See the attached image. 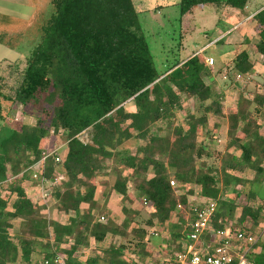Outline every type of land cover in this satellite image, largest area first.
I'll use <instances>...</instances> for the list:
<instances>
[{"label": "trees", "instance_id": "16d2710c", "mask_svg": "<svg viewBox=\"0 0 264 264\" xmlns=\"http://www.w3.org/2000/svg\"><path fill=\"white\" fill-rule=\"evenodd\" d=\"M253 1L262 2L253 19L260 26L254 48L264 66V0H179L167 21L179 25L193 9L211 5L223 4L231 11L244 12ZM50 2L53 14L27 56L17 87L11 95L0 91V99L11 107L20 106L24 116L35 119L33 125L19 128L6 125L8 117L0 103V190L9 194L7 199L0 196V264H12L17 254L24 264H139L150 254L145 238L155 224H171L170 235L179 242L178 247L187 238L190 229L185 219L192 214L187 195L192 194L188 189L194 185L200 197L216 204L212 218L215 230H225L241 207L236 223L242 226L241 232L253 234L260 223L262 206L254 208L249 201L264 197L249 190L243 204L238 201L240 193L227 200L224 190L243 182L228 177L230 182L223 187L217 180L218 173L229 166L239 172L249 167L255 174L251 187H264V135L259 122L264 118V82L263 93L257 91L251 99L240 92L235 111L226 116L232 135L226 148H234L239 155L232 157L230 164L219 163L218 171L199 161L196 151V127L207 129L209 113L216 118L224 116L220 97L208 84L212 81L210 72L197 57L171 64L177 48L164 46L167 54L162 69L155 66L140 22L141 11L149 13V8L139 0ZM174 40L178 42L172 36ZM253 72L246 49L227 70L228 75L241 77ZM181 96L191 99L202 115L188 116L187 132L174 128L175 139L163 137L160 129L151 128L161 122L171 126L174 111L182 107ZM127 101L133 104V112L125 110ZM53 134L64 137V158L56 153L46 156ZM130 140L137 141V155L122 149ZM39 164L43 169L35 175L42 187L56 186L55 181L62 178L52 194L57 211L70 216L66 224L42 216L26 194L23 183ZM107 168L112 169L113 183L110 187L105 182L96 185ZM126 170L129 175L124 174ZM168 179H174L178 187L173 189ZM130 181L142 204L150 209V219L134 229L135 237L129 239L122 228L100 222L106 208L98 206L112 192L132 205ZM182 189L186 192L178 195ZM83 204L86 209H81ZM94 211L99 213L97 217ZM122 211L129 212L126 208ZM141 212H134V217ZM173 219L174 224L170 223ZM248 221L252 225L244 228ZM108 234L121 243L105 245ZM91 239L95 251L83 262L80 255L89 250ZM258 247L260 252L248 254L247 259L264 264V244L257 242L252 249ZM126 251L137 260H126ZM168 264H172V257Z\"/></svg>", "mask_w": 264, "mask_h": 264}, {"label": "rangeland", "instance_id": "374dc122", "mask_svg": "<svg viewBox=\"0 0 264 264\" xmlns=\"http://www.w3.org/2000/svg\"><path fill=\"white\" fill-rule=\"evenodd\" d=\"M139 1H142L141 3L149 8V13L141 11L140 22L149 43L155 66L162 69V61L167 54L164 51V46L166 48H177L171 64L181 59L197 57L201 66H206V69L210 72L212 81L208 82V84L212 93L220 97L224 116L216 118L209 113L206 116L207 129H202L200 126L196 127L197 157L199 161L217 170L220 168L219 163L221 162L230 164V159L237 157L239 151L234 150V148H226L227 142H230L232 136L227 129L226 116L235 111L240 92H245L250 99L257 91L263 93L264 66H262V58L254 48L260 32V26L253 19L254 12L257 10L256 7L262 2L253 1L249 3L244 12L231 11L223 4L196 8L190 14L184 16L182 23L177 25L172 20V22H168L167 19L171 17L172 12L174 13L175 7L173 5L177 4L179 0ZM166 6L170 8H166ZM162 7L165 8L162 9ZM52 14L53 6L50 0H0V91L4 93L3 95H11L15 87H17L21 72L26 65L27 56L38 44L41 28L47 23ZM172 36L178 39V42L175 40L171 41ZM245 49L249 54L250 62L253 63L254 72L247 77L238 79L234 73L228 75L227 70L231 69L235 57ZM208 58L214 59L212 66L207 65L206 60ZM0 103L3 109L6 110L5 113L8 117L6 125L19 128L21 125H33L35 123V119L32 116H24L22 114L23 111L20 106L11 107V104L3 99H0ZM181 105V109L174 111L175 116L171 126H167L166 122H161L156 123L151 129L154 131L160 129L159 134L161 136L171 137L172 139H175L173 135L174 128L181 127L187 132L188 116L195 115L198 118L202 114L198 111L193 101L185 96H181ZM123 106L127 112L134 111V106L130 101L125 102ZM9 109H12L10 110L11 112H8ZM261 121L264 135V118L259 122ZM85 137L83 136V139ZM64 142V137L59 134H53L49 137V148H56L59 155H63L65 150ZM202 145L206 147V150L200 148L203 147ZM137 147V141L130 140L122 146V149L137 155ZM198 153L200 154L198 155ZM39 165L40 167L37 170L34 169L28 172V181H31L32 186L30 187L33 188L34 193V205L42 213L41 215L47 219H54L58 223L66 224L68 221L67 216L53 212L55 199L52 193H54V188L60 186L62 178L58 177L55 181L56 186L48 184L42 187L40 181L38 182L37 178H33V173L36 172L39 175V172L43 169L42 164ZM109 165L113 168V165ZM230 167L226 168L224 172L220 171L218 173L217 181L219 185L224 187L229 184L228 177L236 178L243 183L234 185L232 189L224 190L225 199H233L237 193H240L241 196L238 201L243 204V198L249 190L264 197V187L258 188L259 186L257 185L251 187L249 184L254 178V170L248 167L243 172H239L237 168L231 169ZM129 172L126 170L124 174L129 175ZM110 177L112 182L106 181L109 187L114 180L113 175ZM168 180L172 181L174 179ZM172 187L176 189L178 186L176 184ZM128 188L130 191L129 197L132 199L133 204H128L123 198H114L112 211L106 209L104 219L101 220L100 218V222L113 228H122L124 230L123 234L130 239L135 237L134 229L143 227L144 222L149 221L150 218L147 213L150 212V209L142 204L141 198L131 181L128 184ZM188 191L192 194L187 195V197L192 199V197L198 195L199 188L194 185ZM184 192H186V189L177 191L178 195ZM0 196L3 199L9 197L8 193L2 190H0ZM249 203L254 208L258 205L262 206L260 223L252 232L255 243L258 242L262 245L264 244V200L258 198V200H250ZM48 206H50L51 210L47 214L44 208ZM123 208L128 209L129 212L127 214L124 213L122 211ZM142 208L145 211L141 212ZM241 209L239 207L236 210L233 220L228 221L226 226L231 224L233 229H242V226L236 223L241 214ZM134 212H141V214L135 218ZM95 215L97 217L99 213L95 212ZM132 219H134V224ZM17 222H14L15 226L18 225ZM174 222L175 219L170 223L174 224ZM170 225L159 226L155 224L154 228L149 229V231L156 229L155 231L158 237L162 239V242L161 245L157 244L159 246V249L155 250L157 254L156 252L150 253L148 258L143 262H139V264H168L169 259L179 246V242L175 241L170 235L173 230ZM251 225V222L248 221L243 227L249 228ZM110 237L111 235L109 239ZM112 243L118 246L121 242L118 238L115 239L113 237ZM252 251V253H258L260 248L258 247ZM91 256L92 253L87 251L80 255V260L85 262ZM125 258L131 262L137 260L136 257L130 255H126ZM12 264L24 263L19 260V255L17 254Z\"/></svg>", "mask_w": 264, "mask_h": 264}, {"label": "built area", "instance_id": "2783aa9c", "mask_svg": "<svg viewBox=\"0 0 264 264\" xmlns=\"http://www.w3.org/2000/svg\"><path fill=\"white\" fill-rule=\"evenodd\" d=\"M208 66L214 64L213 58L206 60ZM54 152L46 156H51ZM59 162V158L55 159ZM33 178H37L36 175ZM177 183L170 181L171 186ZM178 186V185H177ZM192 214H188L185 225L190 229L187 238L181 242L180 247L172 256V264H254L247 259L252 253L255 238L240 229H233L232 225L225 230H215L212 226L216 204L211 199L195 195L188 197ZM146 206V204H143ZM178 206V210H180ZM101 220H103L101 218ZM157 236L156 232H152Z\"/></svg>", "mask_w": 264, "mask_h": 264}, {"label": "crops", "instance_id": "0c3cea01", "mask_svg": "<svg viewBox=\"0 0 264 264\" xmlns=\"http://www.w3.org/2000/svg\"><path fill=\"white\" fill-rule=\"evenodd\" d=\"M260 56V55H259ZM261 57V56H260ZM262 58V57H261ZM262 60H263V58H262ZM263 66V65H262ZM263 68V67H262ZM238 78H241V76H237V79ZM64 144H65V150H64V152H63V155H59V153L57 152V150H56V148H49V150L47 151V154L46 155H48L49 153H51V152H54V153H56V155H59L60 157H62V158H64L65 157V155H66V153H67V146H66V143L64 142ZM42 166H43V164H42ZM40 167V165H38L37 167H35L34 169L35 170H37V168H39ZM33 169V170H34ZM111 171H112V169H106V170H104V173L102 174V175H100L99 177H98V180H97V182L95 181V184L97 185V184H101V183H104L105 182V185H107V183H106V181H108L109 183L110 182H112V181H110L111 180V177L110 176H112L113 174H111L110 175V173H111ZM41 172V171H40ZM37 173H38V171H37ZM34 175L36 174V172L35 173H33ZM33 175V176H34ZM149 177H151V175L149 176ZM38 183V182H37ZM130 183V182H129ZM30 186H32V183H31V181H25L24 183H23V187H24V189H25V191H26V194H27V196H28V198L32 201V203H35L34 202V193H33V188H31ZM41 186H42V184H41ZM98 190V189H97ZM9 195V194H8ZM130 195V194H129ZM122 198L121 196H119L118 194H116V193H114V192H112L110 195H108L107 197H105V198H102V200H101V203L99 204L100 206H98V207H102V205L104 206V207H106V209L108 210V211H112V208L114 207V205H113V200H114V198ZM50 206H48L47 208H44L45 209V212L48 214L49 212H50V210H51V208H49ZM87 208V205L86 204H83L82 206H81V209H86ZM43 209V208H42ZM53 212L54 213H58V214H62V215H64L63 213H59L58 211H57V209L55 208V207H53ZM95 212L96 211H94L93 212V214L95 215ZM42 214V213H41ZM44 215H46V214H44ZM64 216H67V215H64ZM69 217L70 216H67V218L69 219ZM54 220V219H53ZM55 221V220H54ZM156 230V229H155ZM154 229L151 231H149V234H151V235H149L148 234V236H146V238H145V243H146V251L147 252H149V253H155L156 251L155 250H157V249H159V246H157V244L158 245H161V242H162V239L161 238H159L158 237V234H157V236L155 237V236H153L152 235V232H156ZM111 234H108L107 235V237H106V239H105V242H106V244H110L111 242H112V240H113V236L111 235V237H110V239H109V236H110ZM115 239H117L116 237H115ZM67 248V247H66ZM87 251H89V252H92V251H95V246H94V241L91 239L90 240V248H89V250H85V252H87ZM85 252H83V254L85 253ZM156 254H157V252H156ZM126 255H130V256H132V254L130 253V252H125V254H124V258L126 257ZM170 260V259H169ZM21 261V260H20ZM161 264H164V263H161Z\"/></svg>", "mask_w": 264, "mask_h": 264}]
</instances>
